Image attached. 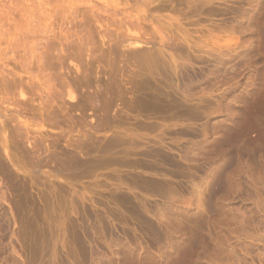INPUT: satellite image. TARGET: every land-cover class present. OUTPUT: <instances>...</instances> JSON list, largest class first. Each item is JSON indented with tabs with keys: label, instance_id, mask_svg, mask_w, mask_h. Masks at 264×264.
I'll return each mask as SVG.
<instances>
[{
	"label": "rangeland",
	"instance_id": "374dc122",
	"mask_svg": "<svg viewBox=\"0 0 264 264\" xmlns=\"http://www.w3.org/2000/svg\"><path fill=\"white\" fill-rule=\"evenodd\" d=\"M229 229L258 264L264 0H0V264H214Z\"/></svg>",
	"mask_w": 264,
	"mask_h": 264
},
{
	"label": "bare ground",
	"instance_id": "6f19581e",
	"mask_svg": "<svg viewBox=\"0 0 264 264\" xmlns=\"http://www.w3.org/2000/svg\"><path fill=\"white\" fill-rule=\"evenodd\" d=\"M186 63V62H185ZM190 63V62H189ZM184 64V63H183ZM184 65H186V64H184ZM184 71H186V70H191L192 68L189 66V65H187V66H185L184 68ZM187 71V72H188ZM256 214V213H255ZM258 217V218H257ZM257 217H256V219H259L258 220V222L260 221V218H259V216L257 215ZM250 222H251V220H250ZM232 223V222H231ZM256 223V222H255ZM260 223V222H259ZM239 227V226H238ZM258 228V227H257ZM235 228H233V230H234ZM240 230H241V232H243L244 233V231L242 230L243 228H239ZM238 228L236 229V230H239ZM247 229H249V228H247ZM229 230H231V229H229ZM233 230H231V232H228V234L229 233H231V234H229L231 237V239H232V243L234 244V248H235V251H234V254H231V255H226V254H223V255H221V256H218V260H216V261H214L213 263L214 264H242L243 262H244V260H245V256L246 255H248L250 252H251V250H248V244L247 245H245L244 243H246L245 242V239H244V242H243V240H241V238H239V237H242V236H239V235H241V234H243V233H240V231H233ZM244 230H245V228H244ZM219 234V233H218ZM246 235V234H245ZM239 236V237H238ZM229 237V236H228ZM220 238V237H219ZM252 238V237H251ZM243 239V238H242ZM230 240V239H229ZM231 244V243H230ZM232 244V245H233ZM254 244V243H253ZM247 246V247H246ZM216 247V246H215ZM249 248H252L251 246H249ZM230 251V250H229ZM250 251V252H249ZM233 252V251H232ZM220 253V252H219ZM222 253V252H221ZM220 253V254H221ZM262 255H264V253L262 254ZM195 256V255H194ZM217 256H215V257H217ZM206 257V256H205ZM248 257V256H247ZM213 259V258H212ZM199 260H201V259H199ZM211 260V259H210ZM198 261V260H197ZM212 261V260H211ZM210 261V262H211ZM251 261H253V259H251ZM200 261H198V263H199ZM198 263H196V264H198ZM206 263H209V262H206ZM257 263L258 264H264V257H262L261 256V258H259L258 259V261H257ZM210 264V263H209ZM211 264H212V262H211Z\"/></svg>",
	"mask_w": 264,
	"mask_h": 264
}]
</instances>
